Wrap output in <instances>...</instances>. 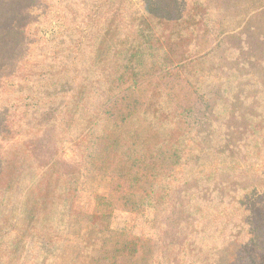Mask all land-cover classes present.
Returning <instances> with one entry per match:
<instances>
[{
  "label": "trees",
  "instance_id": "obj_1",
  "mask_svg": "<svg viewBox=\"0 0 264 264\" xmlns=\"http://www.w3.org/2000/svg\"><path fill=\"white\" fill-rule=\"evenodd\" d=\"M125 2L0 0L1 57L23 47L32 15L56 9L65 28L48 59L30 68L19 55L0 79V95L25 79L32 100L22 113L0 104V264H23L32 240L60 245L73 222L107 232L94 264H264V101L238 112V68L206 109L196 100L244 31L220 40L205 0H144L127 22ZM86 171L111 180L92 214L75 209ZM148 208L179 209L190 231L155 241L111 227L116 210Z\"/></svg>",
  "mask_w": 264,
  "mask_h": 264
},
{
  "label": "rangeland",
  "instance_id": "obj_2",
  "mask_svg": "<svg viewBox=\"0 0 264 264\" xmlns=\"http://www.w3.org/2000/svg\"><path fill=\"white\" fill-rule=\"evenodd\" d=\"M182 1L189 3L191 0ZM206 1L212 5L220 24V31L224 33L221 35L220 40H223L229 34L234 35L244 31L247 44L240 48L234 42L236 50L233 53L230 52V46L225 44L221 47L220 53L217 54V59L221 63V70L208 74V79L206 76L204 89L196 100L202 102L206 109L208 103L215 100V91L221 85L223 88L228 70L238 68L243 80L239 81L236 94L237 97H241L240 106H237V110L238 112L246 110L254 112L256 103L264 101V53L260 50V47H264L261 38L264 35V14H262L263 9H257L258 6L264 4V0ZM143 3L144 0H126L124 9L120 11L124 22L128 21L130 11L141 8ZM250 8L253 11L248 14ZM56 14L57 10L53 9L49 11V14L32 15L23 27V47H15V49H12L13 47H1L4 48L5 56H0V63L9 57V51L14 50V52L9 57L10 62L0 66V79L7 72H12V61L19 55L22 56L26 66L30 68L50 57L54 48L50 45L53 36H58L65 29L62 28V22L55 18ZM213 40L214 38H209V44L204 45L202 44L203 40L201 45L192 42L187 47H190L191 53L202 52L210 46H216L217 43ZM3 44L7 46L6 43ZM227 68L229 69L227 70ZM23 83H26V81L21 78L4 80L0 104L11 113L17 111V113H22L26 111L27 104H32L31 98L26 97L30 90L24 89ZM246 97H251L252 100L246 103ZM262 107L264 108V102ZM226 122L227 119L223 123L226 125ZM15 125L17 126L19 123ZM65 150V155L69 158L71 156L70 152L64 148L63 151ZM188 175L189 173L184 177ZM255 183L256 177L253 176L252 179H249L248 185ZM110 184L111 180L106 176L91 171L84 172L75 200V209L85 214H92L96 208L97 197L107 196ZM180 219L183 222L179 226L177 222H180ZM187 219L182 216L179 209L172 212L168 211L165 214H160V216L152 208H148L144 214L116 210L111 221V227L114 230L126 231L131 235L155 241L166 238V235L181 239L190 231L191 219ZM107 235V232L93 229L87 224L73 222L67 236L60 245L51 246L32 240L24 256L23 264H94Z\"/></svg>",
  "mask_w": 264,
  "mask_h": 264
}]
</instances>
